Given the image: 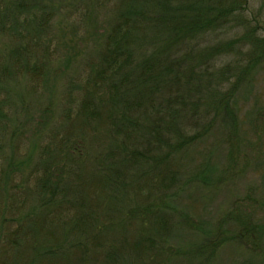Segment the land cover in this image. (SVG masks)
I'll return each mask as SVG.
<instances>
[{
    "label": "trees",
    "instance_id": "obj_1",
    "mask_svg": "<svg viewBox=\"0 0 264 264\" xmlns=\"http://www.w3.org/2000/svg\"><path fill=\"white\" fill-rule=\"evenodd\" d=\"M73 1L86 6L80 14L89 21L102 0ZM247 3L114 0L106 22L84 25L85 39L74 45L92 38L94 53L78 60V50L57 71L80 67L76 101L58 106L61 122L54 121L52 101L32 103L34 134L49 127L53 138L21 155L22 130L15 126L5 137L10 119L0 124V264H169L182 255L194 263L201 255L206 262L214 257L226 241L216 231L200 240L191 236L192 242L180 239L185 254L170 234L193 231L180 202L204 178L200 164L186 175L190 151L210 140L217 125L224 127L219 133H230L237 91L264 67V39L251 26L214 44L243 20ZM61 8L57 0H0V40H8L0 75L50 82L53 20ZM58 45L60 38L55 50ZM247 212L231 214L232 240L256 247L262 237ZM123 215L122 228L113 231L112 219Z\"/></svg>",
    "mask_w": 264,
    "mask_h": 264
},
{
    "label": "rangeland",
    "instance_id": "obj_2",
    "mask_svg": "<svg viewBox=\"0 0 264 264\" xmlns=\"http://www.w3.org/2000/svg\"><path fill=\"white\" fill-rule=\"evenodd\" d=\"M57 3L63 5V8L53 20L54 34L52 36H56L57 40L55 38L51 40L50 61L58 69L52 68L53 77L50 82L35 83L22 75L15 78H9L6 74L5 76L0 75L5 77V80L0 79V113L5 115V119L0 117V124L3 120L10 119L7 121L8 130L4 132L5 137L13 132L15 126L17 130H22L27 142L20 145L21 155L27 154L30 146L32 149L34 144L41 145L45 143L43 141L53 138L50 135L53 128L49 127L40 134H34L35 126L31 125V120L36 115V110L32 103L40 107L41 104L52 101L56 107L54 121L58 122L59 118L61 122L62 110H57L58 106L64 101H69L67 108H70L73 101H76L78 86L74 79L80 67L76 65L77 63L71 64L69 69L66 67L64 75L57 71L62 68V65L66 66V58L71 57L78 50H81L79 52L81 55L77 56L78 60L94 53L92 38L84 40L85 45L79 47L74 45V40L85 39L84 32L93 25L91 19H94L96 27L106 22L110 16V13L107 16L106 9H111L114 0L99 1L100 9L92 15L89 21H86V17L80 14H84L83 11L86 9L84 4L73 0H57ZM93 4L96 6L98 3L94 1ZM242 17V21L233 23L227 33L219 36L214 44L240 36L249 26L253 27L257 35L264 39V0H248ZM100 20L102 22L98 23ZM59 38L62 40V45H58L59 50H55ZM7 41V39L0 40V54L4 52L2 49L8 45ZM9 70L11 71L12 68ZM237 92L239 112L235 127L228 134L223 129L219 133L220 128H224L223 126H215L212 131L215 130L217 133L210 135V140L202 147L190 151L193 152L189 157L194 162L191 160V163H187L186 175L188 178L192 177L194 166L200 164L204 178V181L199 179L193 182L180 202V209L187 211L193 223L190 224L193 231L188 233L182 228H174L170 234L173 239L178 240L173 242V245L177 247L180 254L187 252L184 247L185 242L180 239L192 242L191 236L195 240H200L206 233L210 235L212 231H216L218 239L220 234L226 241L214 253V257L207 262L205 261L207 255H201L195 263L190 262L186 255H182L174 257L169 264H264V114L260 113L264 110V67L252 72L248 83L242 85ZM17 109L19 110L17 118L14 117L13 120V112L16 113ZM172 204L174 206L175 202ZM178 206L176 203L175 207L178 208ZM239 212L243 215L247 212L246 218H251L252 223L259 228L256 235H260L262 240L256 243V247L238 244L237 241L232 240L234 235L235 238L237 237V228L230 225L231 214ZM239 214L242 216L241 213ZM123 220L124 215L112 219L115 224L113 231L118 225L122 228ZM131 233L132 230H129V234ZM118 238L119 235L111 236L114 242H118Z\"/></svg>",
    "mask_w": 264,
    "mask_h": 264
}]
</instances>
